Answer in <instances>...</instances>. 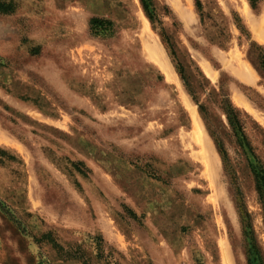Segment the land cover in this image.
I'll return each instance as SVG.
<instances>
[{"label": "rangeland", "instance_id": "rangeland-1", "mask_svg": "<svg viewBox=\"0 0 264 264\" xmlns=\"http://www.w3.org/2000/svg\"><path fill=\"white\" fill-rule=\"evenodd\" d=\"M198 1L0 0V264H264V0Z\"/></svg>", "mask_w": 264, "mask_h": 264}, {"label": "trees", "instance_id": "trees-1", "mask_svg": "<svg viewBox=\"0 0 264 264\" xmlns=\"http://www.w3.org/2000/svg\"><path fill=\"white\" fill-rule=\"evenodd\" d=\"M141 2H142V5H143L145 13L150 18V20L153 21L154 20V15L152 14V9H153L152 8L153 7L152 6V0H141ZM250 2H251V5H252L253 9H257L258 0H250ZM197 7H198L199 11H201V6H200V3H199L198 0H197ZM14 11H15V7H14V5L12 3H9V4L8 3H0V13L10 14V13H13ZM104 22L105 21H103V20H100L98 18H94V19H92L91 24L94 25V26H99V25L101 26ZM106 23H110V22H106ZM163 37H166L165 33H163ZM172 53L175 56L174 50H172ZM259 61H260L261 68L264 71V55L260 56ZM178 65L180 67L179 70H180L181 78L186 83V86H188V83L186 81V77H185V74H184V69H183V67L180 64H178ZM244 140H245V137H244ZM248 147H249V149L251 151L250 146H248ZM220 153L222 154L224 159H226V152L224 150V147L221 146V143H220ZM261 172H262L261 180L264 183V170H262ZM44 239H49V238H47L45 236ZM58 247H59L60 250L64 251V248H62L60 246H58ZM69 255H70V258H72V259H82V257L79 254H77V253L69 254ZM109 264H111V262ZM250 264H253L252 260H250Z\"/></svg>", "mask_w": 264, "mask_h": 264}, {"label": "crops", "instance_id": "crops-1", "mask_svg": "<svg viewBox=\"0 0 264 264\" xmlns=\"http://www.w3.org/2000/svg\"><path fill=\"white\" fill-rule=\"evenodd\" d=\"M245 3H246V5H247V7H245ZM244 10H245L246 12H248V10H249V7H248V4H247L246 0H244Z\"/></svg>", "mask_w": 264, "mask_h": 264}]
</instances>
